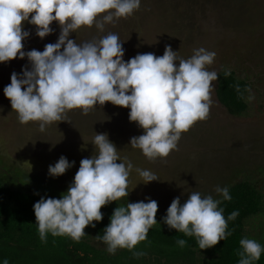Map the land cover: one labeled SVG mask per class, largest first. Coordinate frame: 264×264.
<instances>
[{"label": "clouds", "instance_id": "obj_1", "mask_svg": "<svg viewBox=\"0 0 264 264\" xmlns=\"http://www.w3.org/2000/svg\"><path fill=\"white\" fill-rule=\"evenodd\" d=\"M140 2L0 0V63L17 57L24 59L25 55L31 63L30 71L25 68L22 77L13 73L11 83L4 88L21 124L38 122L43 131L47 125L63 120L68 111L80 109L87 115L97 104L110 102L130 109V121L144 130L143 135L131 139V147L141 150L151 161L167 158L177 149L182 133L208 118L212 82L218 74L207 70V66L213 63L215 52L200 48L189 59H183L166 46L163 56L138 54L125 62L123 45L116 34L82 44L69 39L70 33L93 25L103 31L106 23L132 15ZM26 21L36 26L41 39L52 33L54 22L58 23V42L45 45L42 52L33 49L25 53L23 41L30 35L23 30ZM92 144L96 154L81 160L67 193L61 199L42 198L34 204L42 241L51 233L79 242L88 226L95 227L94 221L103 220L104 206L129 195L131 162L121 160L106 134L96 133ZM71 166L62 156L55 166L49 167V174L61 176ZM136 171L145 184L158 180L149 170ZM215 191L224 200H231L227 187L218 186ZM220 203L211 195L202 197L199 192H192L181 206L177 197L168 208L164 223L188 237L194 236L201 250L213 248L226 239L227 221L238 215L234 211L226 220ZM157 212L158 203L152 199L119 206L103 237L95 238L102 239L110 254L117 249L132 250L146 240L149 229L157 223ZM239 243L243 249L239 264H253L260 259L264 249L258 242L244 238ZM177 244L182 248L186 241L179 239Z\"/></svg>", "mask_w": 264, "mask_h": 264}, {"label": "rangeland", "instance_id": "obj_2", "mask_svg": "<svg viewBox=\"0 0 264 264\" xmlns=\"http://www.w3.org/2000/svg\"><path fill=\"white\" fill-rule=\"evenodd\" d=\"M51 28L52 33L41 39L36 26L24 22L23 30L30 35L23 41V51L42 52L45 45L58 42L60 25L54 22ZM109 33L118 35L125 62L138 54L163 56L166 46L183 59L200 48L215 52L207 70L217 74L234 71L249 84L246 115L234 117L228 113L217 99L215 80L208 118L182 133L177 149L167 158L150 161L141 150L131 147V139L143 135L144 130L130 121V109L110 102L97 104L87 115L80 109L68 111L63 120L47 125L43 131L38 122L21 124L4 95L13 73L22 77L25 68L31 70L27 55L24 59L17 57L0 63V181L61 199L74 182L81 160L96 154L92 143L97 133L106 134L121 160L133 165L129 195L101 211L114 212L127 203L152 199L158 203L154 226L167 227L164 218L172 201L179 197L182 206L192 192L221 200L222 195L215 191L218 186L229 188L247 180L264 196V0H141L132 15L106 23L103 31L93 25L70 33L69 39L82 44ZM176 63L178 66L179 61ZM62 156L72 166L61 176H51L49 167ZM136 169L149 170L158 180L145 184ZM246 233L248 239L264 245V211L248 221ZM89 240L107 251V245L95 236ZM198 258L205 264L202 254Z\"/></svg>", "mask_w": 264, "mask_h": 264}, {"label": "trees", "instance_id": "obj_3", "mask_svg": "<svg viewBox=\"0 0 264 264\" xmlns=\"http://www.w3.org/2000/svg\"><path fill=\"white\" fill-rule=\"evenodd\" d=\"M248 87V82L238 78L234 71L218 73L216 96L231 116L246 115ZM228 190L231 200L222 198L219 207L224 210L226 220L234 211L238 215L227 221L226 239L215 247L201 250L194 236L188 237L168 226H152L146 240L134 249H117L115 254H110L96 248L89 239L91 236L103 237L114 212L101 211L103 220L94 221L95 227L88 226L79 242L67 236L54 237L51 233L47 234L46 241H42L34 204L42 198L53 197L0 181V264L5 261L8 264H200L198 254L204 256L205 264H239V254L243 251L239 241L247 238L248 221L263 214L264 196L247 180L229 186ZM179 239L186 241L182 248L177 244ZM260 245L264 249V245ZM134 253L144 255L137 257ZM253 264H264V251Z\"/></svg>", "mask_w": 264, "mask_h": 264}]
</instances>
